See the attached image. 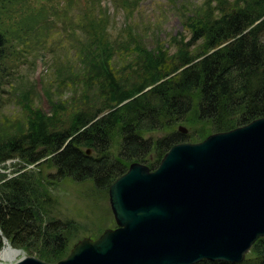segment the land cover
Segmentation results:
<instances>
[{
    "label": "trees",
    "instance_id": "16d2710c",
    "mask_svg": "<svg viewBox=\"0 0 264 264\" xmlns=\"http://www.w3.org/2000/svg\"><path fill=\"white\" fill-rule=\"evenodd\" d=\"M102 1L0 0V164L19 160L12 174L0 171V250L7 238L30 255L59 261L81 227L55 216L51 186L91 180L107 195L131 163L156 169L176 143L264 116V0L183 4L190 36L172 37L177 51L171 55L162 43L149 48L131 24L113 38ZM142 1L112 0L128 18ZM59 23L74 51L53 66H61L58 88H70L71 95L57 100L45 88L48 113L18 92L20 114H6L4 86L33 52L53 44ZM61 43L57 38L51 49ZM179 122L191 130L157 141L145 136ZM196 264H264V237L242 262Z\"/></svg>",
    "mask_w": 264,
    "mask_h": 264
},
{
    "label": "water",
    "instance_id": "95a60500",
    "mask_svg": "<svg viewBox=\"0 0 264 264\" xmlns=\"http://www.w3.org/2000/svg\"><path fill=\"white\" fill-rule=\"evenodd\" d=\"M109 202L116 227L82 237L59 261L24 254L0 264L244 261L264 237V116L176 143L156 169L131 163L110 185Z\"/></svg>",
    "mask_w": 264,
    "mask_h": 264
},
{
    "label": "rangeland",
    "instance_id": "374dc122",
    "mask_svg": "<svg viewBox=\"0 0 264 264\" xmlns=\"http://www.w3.org/2000/svg\"><path fill=\"white\" fill-rule=\"evenodd\" d=\"M175 1L143 0L129 18L124 10L115 8L112 0H103L102 3L111 15L110 33L113 38L122 37L125 34L124 28L126 25L131 24L144 37L143 41L149 48H155L162 43L168 54L171 55L177 51V45L172 42V37L180 34L187 37L190 36L182 22L187 10L182 5L188 4L191 8L192 5L202 4L204 0ZM61 27L62 24L59 23L51 40L54 44L59 38L62 41L61 45L51 49L53 46L51 44L46 49L37 51L35 55H33V52L29 59H25L22 66H18L11 83L4 86V90H6L4 92L5 99L10 98V101L3 109L6 114H20L18 92L28 93L32 97L34 104L48 113L52 109V104L45 88L52 92V96L57 100L68 98L71 95L70 88H58L57 77H59L61 66H53L54 61L71 57L74 51L73 40L65 39V36L60 32ZM64 46L68 49L67 53ZM13 86L15 87L13 88ZM14 89H16V92L11 95L10 92H14ZM180 125L188 128L187 132L182 133H188L191 130L189 125L179 122L173 128L154 130L146 133L145 136L152 141H157L167 137L172 132L181 133L179 130ZM113 152L117 153L116 147L113 148ZM17 162H19L18 159H13L0 164V171L12 174ZM20 164L22 163L20 162ZM48 192L55 200V207L50 208L55 216L62 220H74L81 227L77 234L78 237L71 242L72 246L84 236L96 237L104 229L116 227L117 225L110 206L109 194L106 195L105 192L98 191L91 180L77 181L67 178L51 186ZM20 254L17 255L18 257L15 256L12 259L3 261L5 263L14 262L24 254L30 255L24 250Z\"/></svg>",
    "mask_w": 264,
    "mask_h": 264
},
{
    "label": "bare ground",
    "instance_id": "6f19581e",
    "mask_svg": "<svg viewBox=\"0 0 264 264\" xmlns=\"http://www.w3.org/2000/svg\"><path fill=\"white\" fill-rule=\"evenodd\" d=\"M18 254L21 255L17 248H14L9 244H5V246L0 250V262H4L3 260L12 259Z\"/></svg>",
    "mask_w": 264,
    "mask_h": 264
}]
</instances>
